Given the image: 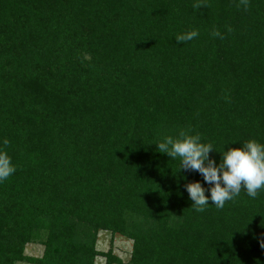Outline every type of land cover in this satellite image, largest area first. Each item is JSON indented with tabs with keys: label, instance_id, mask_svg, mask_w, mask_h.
Instances as JSON below:
<instances>
[{
	"label": "trees",
	"instance_id": "obj_1",
	"mask_svg": "<svg viewBox=\"0 0 264 264\" xmlns=\"http://www.w3.org/2000/svg\"><path fill=\"white\" fill-rule=\"evenodd\" d=\"M181 130L218 152L264 143V0H0V147L17 168L0 264H264V192L195 212L184 185L202 176L155 145ZM101 230L132 241L126 263L96 248Z\"/></svg>",
	"mask_w": 264,
	"mask_h": 264
},
{
	"label": "clouds",
	"instance_id": "obj_2",
	"mask_svg": "<svg viewBox=\"0 0 264 264\" xmlns=\"http://www.w3.org/2000/svg\"><path fill=\"white\" fill-rule=\"evenodd\" d=\"M240 3L247 7L249 0H240ZM198 35V31L191 30L175 39L178 43H184ZM212 35L220 36V33L216 31ZM8 143L7 139L2 141L4 146ZM155 145L158 152L167 154L173 160L179 158V170L195 171L202 176L203 184L197 180L184 185L195 212H204L209 205L222 209L226 202L237 198L242 189L252 199L264 192V143L255 139H249L239 147H229L218 152L212 143L202 142L199 134L181 130L178 137L165 136ZM213 151L221 154L219 163L210 156ZM16 170L11 156L0 147V183ZM206 192L209 194L206 195ZM261 246L264 247V244Z\"/></svg>",
	"mask_w": 264,
	"mask_h": 264
},
{
	"label": "rangeland",
	"instance_id": "obj_3",
	"mask_svg": "<svg viewBox=\"0 0 264 264\" xmlns=\"http://www.w3.org/2000/svg\"><path fill=\"white\" fill-rule=\"evenodd\" d=\"M96 248L100 251L112 250L117 257L126 263L130 257L132 241L119 234L112 235L109 231L101 230L97 235ZM43 253V246L30 243L25 247V254L29 256L40 257ZM105 258L101 255L95 258L94 264H104ZM15 264H29L26 262H17Z\"/></svg>",
	"mask_w": 264,
	"mask_h": 264
}]
</instances>
